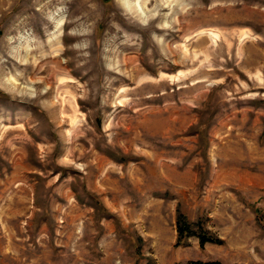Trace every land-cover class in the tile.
Instances as JSON below:
<instances>
[{
    "label": "rangeland",
    "instance_id": "1",
    "mask_svg": "<svg viewBox=\"0 0 264 264\" xmlns=\"http://www.w3.org/2000/svg\"><path fill=\"white\" fill-rule=\"evenodd\" d=\"M198 262L264 264V0H0V264Z\"/></svg>",
    "mask_w": 264,
    "mask_h": 264
},
{
    "label": "trees",
    "instance_id": "2",
    "mask_svg": "<svg viewBox=\"0 0 264 264\" xmlns=\"http://www.w3.org/2000/svg\"><path fill=\"white\" fill-rule=\"evenodd\" d=\"M176 227H177V231H178L180 238H181V236L182 237H188V236H192L195 234V232H193V230H192L191 224H189L185 220L184 216H182L180 214L176 218ZM198 239H199L200 246H203L206 243H214V244H220L221 243V240L214 238V237H211V236H207V234H203V233H200L198 235ZM196 264H218V263H210V262L201 263V262H198Z\"/></svg>",
    "mask_w": 264,
    "mask_h": 264
}]
</instances>
